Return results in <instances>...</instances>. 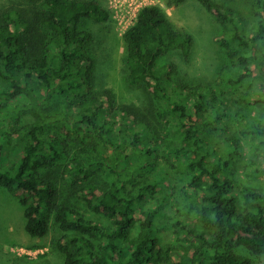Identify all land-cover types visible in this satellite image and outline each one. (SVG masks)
Here are the masks:
<instances>
[{
	"label": "trees",
	"instance_id": "obj_1",
	"mask_svg": "<svg viewBox=\"0 0 264 264\" xmlns=\"http://www.w3.org/2000/svg\"><path fill=\"white\" fill-rule=\"evenodd\" d=\"M197 1L220 24L214 41L230 62L210 82L172 78L173 65L156 62L172 49L187 60L192 36L144 5L121 35L139 103L96 87L91 23L109 19L99 1L0 6V187L23 207L26 233L59 230L51 244L63 264H253L237 247L264 255V194L235 178L247 144L249 171L264 175V120L251 114L264 109V0H250L247 32L230 6ZM226 94H238L242 116L218 145Z\"/></svg>",
	"mask_w": 264,
	"mask_h": 264
},
{
	"label": "rangeland",
	"instance_id": "obj_2",
	"mask_svg": "<svg viewBox=\"0 0 264 264\" xmlns=\"http://www.w3.org/2000/svg\"><path fill=\"white\" fill-rule=\"evenodd\" d=\"M19 0H0V6L15 3ZM109 12L106 22L91 23L95 32L93 42L96 59V81L98 88H110L116 98L122 102L142 100L145 94L141 86L132 87L125 81L122 57L124 46L121 40L123 31L133 22L137 11L147 4L159 5L174 27L192 36L190 55L184 60L177 49L169 50L157 62V68L163 69L171 63L174 71L172 78H183L190 83L210 82L215 78L219 67L230 62L224 49L214 38L222 31L215 17L203 8L197 0H184L178 5H167L166 0H97ZM230 6L237 12L247 32L252 25L248 12L250 0H216ZM254 91H258L255 86ZM228 106L230 118H227V132L218 133L214 142L222 145V138L235 132L236 121L242 116L238 94H226L223 97ZM251 114L264 120V109L253 107ZM253 149L244 145V155L238 160L235 178L239 184L253 186L264 194V175H255L248 169V162ZM83 209V208H82ZM84 211V210H83ZM171 214L170 211H167ZM88 216L94 217L87 212ZM23 207L17 199L0 187V264H63V256L53 249L52 237L59 235V230L51 226L42 237L31 236L24 230ZM164 239L173 241L170 230L163 232ZM240 253L248 254L253 264H264V255H251L246 249L237 247Z\"/></svg>",
	"mask_w": 264,
	"mask_h": 264
}]
</instances>
